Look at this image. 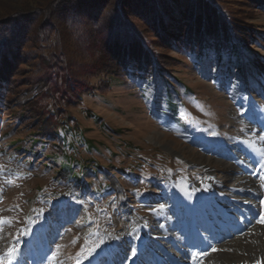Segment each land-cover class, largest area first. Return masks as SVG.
Listing matches in <instances>:
<instances>
[{
  "label": "rangeland",
  "instance_id": "rangeland-1",
  "mask_svg": "<svg viewBox=\"0 0 264 264\" xmlns=\"http://www.w3.org/2000/svg\"><path fill=\"white\" fill-rule=\"evenodd\" d=\"M254 23L250 66L171 52L169 83L113 80L70 108L94 144L66 150L83 183L64 155L27 141L17 102H0V264H264L245 236L264 225V14ZM191 211L210 239L189 230Z\"/></svg>",
  "mask_w": 264,
  "mask_h": 264
},
{
  "label": "trees",
  "instance_id": "trees-1",
  "mask_svg": "<svg viewBox=\"0 0 264 264\" xmlns=\"http://www.w3.org/2000/svg\"><path fill=\"white\" fill-rule=\"evenodd\" d=\"M262 14L264 0H0V102H17L27 141L64 155L61 167L83 183L66 150L94 144L70 108L113 80L169 83L171 52L250 66L241 55L257 53L249 44L263 35L254 23Z\"/></svg>",
  "mask_w": 264,
  "mask_h": 264
},
{
  "label": "bare ground",
  "instance_id": "bare-ground-1",
  "mask_svg": "<svg viewBox=\"0 0 264 264\" xmlns=\"http://www.w3.org/2000/svg\"><path fill=\"white\" fill-rule=\"evenodd\" d=\"M237 182L239 183H244V185L245 184H247V183H249V184H253L252 183V179H251V177H249V176H246V175H244V173L242 174V175H240L237 179ZM239 200H241V199H239ZM243 201V200H242ZM255 203V202H254ZM253 203V204H254ZM256 204V203H255ZM244 207V206H243ZM254 208H256V207H254ZM255 211V210H254ZM261 213V212H260ZM242 217V216H241ZM246 221V220H245ZM244 222V221H243ZM250 222V221H249ZM251 225V224H250ZM246 226V225H245ZM236 227V226H235ZM240 227V226H239ZM237 228V227H236ZM230 234V233H229ZM246 234V233H245ZM246 236V238H247V240H248V242H250V243H254V244H256V245H258L259 247H260V249H261V251L262 252H257L258 254H260V253H262L261 255H259V257L260 256H264V244H263V241H264V225L263 226H260L257 222H255V224L253 225V228H251L249 231H248V233L245 235ZM220 237H221V235H220ZM211 237H208V239H210ZM224 241L225 240H228V239H223ZM219 242V241H218ZM201 247H199L198 249H200ZM197 249V250H198ZM201 251H196V250H194V251H192V255H195V257L196 258H198L201 254ZM257 254V255H258ZM191 258V257H190ZM190 261H191V259H190ZM197 261V260H196ZM225 261V260H224ZM199 263V262H198ZM189 264H193L192 262H190ZM220 264H231V263H229L228 261L227 262H223V263H220Z\"/></svg>",
  "mask_w": 264,
  "mask_h": 264
},
{
  "label": "snow or ice",
  "instance_id": "snow-or-ice-1",
  "mask_svg": "<svg viewBox=\"0 0 264 264\" xmlns=\"http://www.w3.org/2000/svg\"><path fill=\"white\" fill-rule=\"evenodd\" d=\"M4 222H5V221L0 220V230H2V225H3ZM259 222H260V223H264V217H261V220H260ZM9 223H10V221H9ZM228 250H230V249H228ZM14 251H15L14 248L10 249V250H9V255L11 256L12 253H13ZM213 251H217V249L213 248ZM203 254H204V253H202V255H203Z\"/></svg>",
  "mask_w": 264,
  "mask_h": 264
}]
</instances>
